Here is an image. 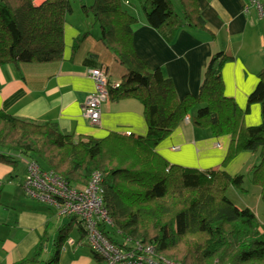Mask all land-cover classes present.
<instances>
[{"label": "trees", "instance_id": "16d2710c", "mask_svg": "<svg viewBox=\"0 0 264 264\" xmlns=\"http://www.w3.org/2000/svg\"><path fill=\"white\" fill-rule=\"evenodd\" d=\"M72 1L44 0L36 5L35 0H0V66L62 60L64 27L74 12ZM137 1L147 24L169 41L184 27H206L198 0H178L180 10L173 0ZM82 12L93 18L104 46L125 70L118 85L109 82V99L139 101L147 134L77 137L62 132L53 122L37 123L0 112V163L15 172L22 159L34 161L75 188L86 187L93 173H102L103 202L111 223L102 225L101 231L122 249L131 250L138 242L179 264H264V228L251 209L237 207L227 195L230 187L243 188L245 175L171 164L157 152L189 117L198 129L231 137L228 158L243 151L256 154L252 181L264 200V69L248 99L249 106L261 105L262 123L248 127L245 116L249 109L242 110L225 94L222 71L233 60L231 55L213 54L199 93L179 98L173 81L160 69H150L138 56L133 29L139 18L126 8L124 0L82 3ZM60 217L68 223L58 228L55 238L50 239L46 229L35 252L16 264H59L74 227L79 232L77 243L86 245L80 220ZM51 240L53 255L44 263L41 256ZM184 243L189 246L187 251L177 252ZM91 251L93 264H106L98 252Z\"/></svg>", "mask_w": 264, "mask_h": 264}, {"label": "crops", "instance_id": "0c3cea01", "mask_svg": "<svg viewBox=\"0 0 264 264\" xmlns=\"http://www.w3.org/2000/svg\"><path fill=\"white\" fill-rule=\"evenodd\" d=\"M42 2L35 0L36 5ZM124 2L139 18L133 29L138 56L150 69H160L173 81L179 98L197 95L208 61L213 54L225 52L233 57L222 71L226 96L242 110L249 109L245 116L248 127L262 123L261 105L249 106L248 99L264 69V19H259L255 9L246 12L248 0H198L205 29L184 27L172 41L147 24L137 0ZM178 6L180 10L179 3ZM96 27L94 20L91 23L67 19L62 60L0 66V112L37 123L53 122L62 132L77 137L104 139L113 132L145 136L148 125L144 108L135 99H108L102 105L100 125L85 117L87 97L95 86L88 76L89 69L103 68L114 85L125 75ZM230 143V136L217 137L209 129L196 128L186 118L158 146L157 152L171 164L183 167L221 168L233 176L251 173L258 162L256 154L243 151L228 158ZM12 171V167L0 163V185ZM1 219L0 264L22 261L36 249L46 229L51 235L52 219L39 205L26 206L20 213L7 209ZM59 264H93L91 248L87 244L65 246Z\"/></svg>", "mask_w": 264, "mask_h": 264}, {"label": "built area", "instance_id": "2783aa9c", "mask_svg": "<svg viewBox=\"0 0 264 264\" xmlns=\"http://www.w3.org/2000/svg\"><path fill=\"white\" fill-rule=\"evenodd\" d=\"M251 9H255L260 20L264 19V0H248L246 12ZM88 76L95 86L87 97L85 117L92 124L100 125L102 105L110 97L109 81L103 68L89 69ZM25 165L26 178L22 189L27 197L55 206L61 216L77 217L86 231V244L98 252L106 264H179L158 255L151 246L136 242L133 249L125 250L107 240L101 226L111 221L103 202L102 173H93L86 187L75 188L53 171L42 170L34 161H26ZM67 244L75 246L77 243L70 239Z\"/></svg>", "mask_w": 264, "mask_h": 264}, {"label": "rangeland", "instance_id": "374dc122", "mask_svg": "<svg viewBox=\"0 0 264 264\" xmlns=\"http://www.w3.org/2000/svg\"><path fill=\"white\" fill-rule=\"evenodd\" d=\"M94 2V0H73V14L68 16V20L75 22L84 20L86 22L93 23L92 17H87L82 12V3H85L87 5H91ZM173 2L178 5V0H173ZM179 10V6L177 8ZM97 32H100V28H95ZM26 161L22 159L21 164H19V167L17 170L12 171L13 178H11L9 175L7 178H5L2 181V187L1 190V204H0V223L4 222L1 221L4 217L5 212L7 209H12L13 211H17L20 213V210L24 209L26 206H42L44 207L50 218L52 219V227H51V237L50 239H54L57 233V230L59 227H62L64 224L68 223V219L61 218L60 215H58V210L55 206H51L44 202H37L35 200H31V198L27 197L23 189L21 188V185L23 184L25 177H26ZM247 172V171H246ZM245 182L243 188H236V187H230L227 195L229 199L232 200V202L239 208H249L251 209L257 216L259 222L261 223L262 227L264 228V200L261 198V189L253 183V175L250 173L245 174ZM1 227V226H0ZM264 231V230H262ZM1 233V231H0ZM72 241H75L77 243L79 239V232L74 227L70 231V238ZM187 239V238H186ZM52 240L47 244V247L42 253L41 260L44 261V263H47L52 258ZM67 244V243H66ZM78 244V243H77ZM68 245V244H67ZM66 245V246H67ZM189 248L187 243L180 244L177 252L185 253L187 249ZM64 249V248H63ZM35 252L32 251L31 255ZM30 255V256H31Z\"/></svg>", "mask_w": 264, "mask_h": 264}]
</instances>
